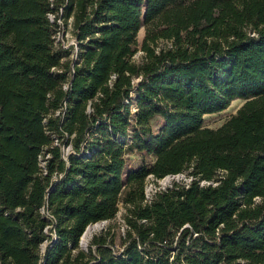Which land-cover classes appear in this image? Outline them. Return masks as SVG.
I'll list each match as a JSON object with an SVG mask.
<instances>
[{"label": "trees", "instance_id": "1", "mask_svg": "<svg viewBox=\"0 0 264 264\" xmlns=\"http://www.w3.org/2000/svg\"><path fill=\"white\" fill-rule=\"evenodd\" d=\"M184 173L145 202L148 176ZM120 205V249L110 231L82 249ZM41 263L264 264V0H0V264Z\"/></svg>", "mask_w": 264, "mask_h": 264}, {"label": "rangeland", "instance_id": "2", "mask_svg": "<svg viewBox=\"0 0 264 264\" xmlns=\"http://www.w3.org/2000/svg\"><path fill=\"white\" fill-rule=\"evenodd\" d=\"M53 36L56 39L57 47L62 46V47L68 48L74 39L69 28L61 26V25L55 26L53 28ZM143 37H144V26H141L137 33V41L139 45L142 42ZM160 45H162V43H160ZM141 57H142V53L141 51L138 50L137 53L133 57L134 62L139 63L141 60ZM242 103L243 101L241 99H235L231 101L230 105L224 111L220 113L204 116L203 126L206 128H210V129L219 128L228 118H230L232 115L236 113L237 109L242 105ZM133 108L134 107L131 106V109ZM61 148L66 149L67 145L61 144ZM139 163H140V159L137 154L132 153L128 155V169L139 165ZM178 177L179 178L177 179H172L167 185H162V180L154 181V180L149 179L145 181L144 191L145 189H147L148 191H150V193L159 192V191H164L166 189H169L174 184L185 185L190 182V177L186 173L179 174ZM123 213H124V208L122 205H120L119 212L116 215V217L109 222H104L102 224L101 229L94 232L93 235L90 237V239L94 235H98L100 233H106L110 231V233L114 234L115 236V243L117 245L115 249L116 251H118L120 249V246H119L120 238L123 237L122 235H124V232L126 230V226L123 221ZM90 239L88 240V242L90 241Z\"/></svg>", "mask_w": 264, "mask_h": 264}, {"label": "built area", "instance_id": "3", "mask_svg": "<svg viewBox=\"0 0 264 264\" xmlns=\"http://www.w3.org/2000/svg\"><path fill=\"white\" fill-rule=\"evenodd\" d=\"M50 2H52L53 0H49ZM62 15H63V8H59L58 11L56 13H48L47 14V18L48 20L50 21V23H56V25H61L63 26V19H62ZM70 22H71V19L68 20V24H67V27L69 28L70 30ZM55 37L53 36V41H54V45L57 47L56 45V39ZM57 48H61L63 50H69V59L74 62L77 60V57H78V45H77V41L75 39H73V41L71 42V45L68 47V48H65V47H57ZM73 71L71 70V73ZM114 77H112L113 79ZM63 90H67L68 88V84L65 83L63 86H62ZM62 152H63V158L65 159L66 156L68 155V153L70 152V148L67 147L66 149H62ZM46 158L47 156H44V155H39L38 156V165H39V168L41 169V172L42 174H46V171H45V166H46ZM154 180L152 178V176H148L146 178V181L147 180ZM204 184H212V185H215L214 183H204V182H201L200 185H204ZM156 192H152L150 193V191H147V189H145L144 191V196H145V202H150L152 200V197L154 196ZM256 201H258V199H255ZM40 214L42 215V217L44 219H46L49 223V225H47L45 228H44V233L48 236L47 239L40 245V254L43 256L44 253H45V250L47 248V246L49 244H51L56 236H55V231H54V225H55V221H54V218L53 216L44 208H41L40 209ZM42 264V263H41Z\"/></svg>", "mask_w": 264, "mask_h": 264}, {"label": "bare ground", "instance_id": "4", "mask_svg": "<svg viewBox=\"0 0 264 264\" xmlns=\"http://www.w3.org/2000/svg\"><path fill=\"white\" fill-rule=\"evenodd\" d=\"M179 178L178 175L177 176H168L164 179H162V185H167L169 184V182L172 179H177ZM148 191V190H147ZM102 225L101 224H95V225H90L89 227H87V229L85 230L82 238H81V246L84 247L85 244H87L88 240L90 239V237L93 235L94 232H96L97 230L101 229Z\"/></svg>", "mask_w": 264, "mask_h": 264}, {"label": "water", "instance_id": "5", "mask_svg": "<svg viewBox=\"0 0 264 264\" xmlns=\"http://www.w3.org/2000/svg\"><path fill=\"white\" fill-rule=\"evenodd\" d=\"M173 176H177V175H173ZM173 176H172V177H173ZM167 177H168V176H167ZM103 223H104V222H99V223H95V224H101V225H102ZM95 224H92V225H95ZM89 226H90V225H89ZM89 226H87V227H89ZM87 227L85 228V230L87 229ZM85 230H84V232H85ZM84 232H83V234H84ZM83 234H82L81 237H80V240H79V246H80L82 249L85 250L86 247H87V244H85L84 247L81 246V238H82Z\"/></svg>", "mask_w": 264, "mask_h": 264}]
</instances>
